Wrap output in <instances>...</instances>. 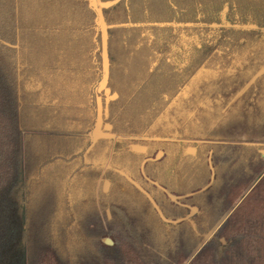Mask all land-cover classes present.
<instances>
[{
    "label": "trees",
    "instance_id": "trees-1",
    "mask_svg": "<svg viewBox=\"0 0 264 264\" xmlns=\"http://www.w3.org/2000/svg\"><path fill=\"white\" fill-rule=\"evenodd\" d=\"M49 1L54 8L51 19L46 11ZM31 2L36 8L29 9ZM197 2L198 7L211 6L214 11L227 4L231 20L261 28L260 54L264 56V0ZM159 7L148 5L150 21L163 23L173 15L167 10L160 15ZM111 8L102 10L109 60V75L102 89L103 28L97 10L90 9L83 0H23V4L22 0H0V261L15 241L9 217L11 196L18 189L23 193L25 231L22 249L11 264H181L187 243L194 242V229L186 221H167L172 211L166 210L170 206L164 198H156L146 183L121 171L127 164L139 168L144 161L143 154L131 150L130 143L135 141L125 138L92 143L89 139L96 117L95 91L99 87L101 94L105 95V90L118 94L117 100L108 101L105 113L113 131L119 121L131 120L133 125L141 123L144 131L150 129L156 134V119L161 114L168 118L175 115L166 110L174 95L166 92L163 97L157 92L159 79H145L143 73L157 61V53L164 55L169 50L155 53L157 49L143 45L142 39L141 45L128 46L126 30L111 28ZM126 16L121 11L119 22L125 23ZM37 19L45 22L35 23ZM116 32L120 38L114 42ZM25 33L28 38L23 41ZM243 33L242 38L250 42L254 36L258 38L256 32ZM229 37L236 40L241 36ZM252 42L244 44V48H253ZM241 46L230 43L233 55L229 59L235 63L240 57L236 49ZM223 58L214 53V71H221V66L215 65H220ZM246 78L230 77L229 81L238 79L239 83ZM259 79H253L241 95L246 92L257 97L264 77ZM203 81L201 76L197 87H205ZM230 83L231 94L238 84ZM163 84L166 89L173 87L169 80ZM213 84L217 89L222 87L220 75ZM121 128L126 133L136 130L134 126ZM144 144L146 155L151 156L156 147L162 156L155 164L144 161L142 171L170 193L195 192L193 200L204 178L209 179L204 191L212 201L204 202L201 197L195 201L203 219L224 214L243 194L240 188L256 181L228 217L233 223L218 232L227 245H217L218 256L210 264H264V156L258 148L198 144L191 145L195 154L189 155L187 143L180 141ZM104 151L109 157L105 170L91 164ZM105 181L109 184L107 192L101 188ZM253 203L257 209L250 207ZM248 208L252 210L249 215ZM255 211L258 216L253 244L249 246L243 234L231 239L228 232L236 227L238 231L243 218L256 216ZM178 216L183 217L181 208ZM200 224L196 223L197 232L203 229ZM104 238L110 239L112 245L104 244ZM194 245L197 244H192L191 249Z\"/></svg>",
    "mask_w": 264,
    "mask_h": 264
},
{
    "label": "rangeland",
    "instance_id": "rangeland-1",
    "mask_svg": "<svg viewBox=\"0 0 264 264\" xmlns=\"http://www.w3.org/2000/svg\"><path fill=\"white\" fill-rule=\"evenodd\" d=\"M52 3V1H51ZM23 4V0H22ZM32 7L29 9L36 8L34 2L30 3ZM49 5V6H48ZM48 8L46 9L48 18H53L54 8L51 6L50 1L48 4ZM21 3L19 4V7ZM27 7L23 6L22 9L26 10ZM96 9V8H95ZM20 10V9H19ZM63 10V8H62ZM66 12L67 9L64 8ZM63 11V12H64ZM96 11V10H95ZM23 19V17L20 16ZM21 19V20H22ZM23 21H20V23ZM45 20H36L35 23H44ZM94 23L99 25L97 19L94 20ZM96 29H99L101 32V28L98 26ZM28 31V30H26ZM97 32V30L95 31ZM23 34V33H22ZM28 38L27 33L23 36V41ZM62 41V38H60ZM43 41H47L44 37ZM57 41V40H56ZM63 41L67 42L66 39ZM99 50V48H97ZM244 61L243 58H241ZM254 69L255 71L251 72L246 79H240L242 82L236 83L237 80L231 79L230 81L226 80L228 84L233 81L238 84L237 88L231 92H228V89H217L213 88L215 84H213L212 88L208 89V92L211 94H203L202 99H206V97H211L209 100H205L202 110L193 111V110H185L179 114V118L182 119V124L179 126H169V123L160 121L156 126H154V130L156 128L159 129V132L156 134L150 132L152 130L144 131L140 124H134L130 121H119V126L115 131L112 130V125L107 122V117L105 112L108 111V96L101 94L100 87L95 91V101H96V117L95 124L91 132L88 133L89 139L92 143H97L99 140L115 142L118 139L130 138L131 140H135V142L130 143V147L132 146H141L146 147L144 144L145 141L157 142V141H184L187 143L186 153L190 149H193L191 145H202V144H212V145H225V144H235V145H250L258 148V152L264 156V81L261 82V89L257 94V97L249 96L248 93L242 96L241 94L246 90L248 84L252 82V80L256 79V77H264V56H260V58L255 60ZM236 69V67L234 68ZM244 77V76H243ZM103 79V76L102 78ZM259 79V80H260ZM204 82V81H203ZM227 83L223 85V87L227 86ZM221 84V82H220ZM104 85L102 84V89ZM251 91H249L250 93ZM218 94V95H217ZM219 94L223 95L220 96ZM228 94V95H227ZM114 95V94H113ZM212 95V96H211ZM222 99V100H221ZM251 100V101H250ZM246 103V104H245ZM169 118H178L176 116H169ZM132 122V123H131ZM122 123V124H121ZM121 124V125H120ZM105 126H110L111 130H106ZM134 126L136 130L128 131L127 134L121 127ZM141 128V129H140ZM146 132V133H145ZM150 136V137H149ZM161 152L159 148L154 147L150 155L143 154L142 159L144 161H148L149 164H155L157 154ZM107 151L101 153L94 159L91 160V164L105 170L109 165V157L106 155ZM194 153L189 154L193 155ZM110 156V155H109ZM87 161V160H86ZM189 164V162L187 163ZM143 167V163L141 165ZM134 168L129 164L124 166L122 172L127 174L133 180L137 179V181L141 183H146V188L149 190L156 198H164L166 202H168L170 207H167L166 210L172 211L170 214V218H167L169 223H175L180 221H186L188 225L192 226L194 229V242L190 241L186 245L185 258L181 264H210L211 259L216 258L218 256V252H216L217 245L226 246L227 242L224 237L218 234V232L227 224L233 223L232 218H228L233 210L241 203L243 198L249 193V191L253 188V184L243 185L241 190L244 189V192L241 196H237L233 203L231 204V208L225 213L215 214L211 218H206L204 215V219L200 216V210L195 206V201L197 197H201L204 202L212 201L210 196H206L205 188L209 184V179L204 178V185L199 186L196 190L197 197L195 196L193 200L192 196L195 192L185 191L179 194L170 193L165 188L161 187L155 182H152L151 179L144 174V169L142 171V167ZM191 166V165H190ZM105 183H107L106 190L104 189ZM102 190L105 192L108 191L109 184L108 182H104L101 186ZM162 189L163 192L160 190ZM165 190V191H164ZM204 191L202 194L200 192ZM243 191V190H242ZM235 196V195H234ZM200 199V200H201ZM232 199V197L230 198ZM191 200V201H190ZM194 201V204H193ZM11 210H10V220L13 223L15 228V241L13 245L10 247L8 251H6L2 255V260L0 264H11L20 253L23 245V236L25 231V222L23 217V193L20 189L13 193L11 196ZM172 207H176L172 209ZM250 207L257 209L256 203L251 204ZM249 207V208H250ZM182 209L183 217L180 218L178 216V209ZM247 209V214L249 215V211L251 209ZM225 210V207L223 208ZM252 211V210H251ZM256 213V211H255ZM106 215L108 219H110V212L107 210ZM178 217H177V216ZM199 216V218H198ZM251 216V215H250ZM257 213L254 217H249L244 220L241 228L236 231V228H233L229 231V236L231 239L235 236H239V234L245 235L247 241L249 242V246H251L254 242V227L257 219ZM194 218H197L196 220ZM248 219V220H247ZM205 220V221H203ZM239 220V218H238ZM249 222H247V221ZM201 222L200 227L202 229L201 232H197L196 223ZM203 221V222H202ZM240 221V220H239ZM187 225V230L190 228ZM199 237L198 239H196ZM108 239V238H104ZM103 240V239H102ZM110 240V239H109ZM111 241V240H110ZM112 242V241H111ZM189 244V245H188ZM192 244L194 245V249H191Z\"/></svg>",
    "mask_w": 264,
    "mask_h": 264
},
{
    "label": "flooded vegetation",
    "instance_id": "flooded-vegetation-1",
    "mask_svg": "<svg viewBox=\"0 0 264 264\" xmlns=\"http://www.w3.org/2000/svg\"><path fill=\"white\" fill-rule=\"evenodd\" d=\"M83 1H86L88 7L92 9L89 0ZM197 1L154 0L151 2L150 0H120L111 6L113 23L111 28L126 30L127 36L124 39L128 46H139L142 44H139V41L142 39L145 42L143 45H153L157 49L154 50L155 53L163 52L164 48L169 50L167 54L164 52V55L157 53V61L150 63L148 70L143 73L145 79H159L157 92L161 93L163 97H165L166 92L174 95L169 105H167L166 110L172 111L175 114L174 116L178 118H168L161 114L160 117H163L156 119L157 123L163 121L169 123L171 127L183 125L182 119L179 118V114L182 111H199L203 109L201 107L206 104L205 100H209L211 97H206L204 100L202 96L203 94L207 95L209 93L208 89L212 88L214 79H217L219 75L222 86L220 89L224 90L228 89L227 81L230 77H245V75L250 74L253 70L255 71V60L260 58V53L262 52L260 48L261 28H258L254 24H242L231 20L229 18L227 4H224L220 10L214 11L211 6L204 8L202 6L198 7ZM165 3L167 5L166 8L164 7ZM150 4L161 6L158 8L160 15L163 14L164 10L169 11V13L172 12L173 15L168 17L167 21L163 23L152 22L149 18L148 5ZM121 11H125L127 14L126 22L123 24L119 22V14ZM232 30L238 33H234ZM243 32L257 33L258 38L256 39L254 36L253 42L251 41L253 48H244V44L251 42L250 40L248 41L242 38L244 35ZM230 34H236L241 37L233 40L229 37ZM119 35L118 32L115 33L114 42L119 40ZM218 43H220V50L217 49ZM230 43L238 46L242 45L240 49L239 47L236 49L238 51L237 54H240L236 63L234 60L229 59L230 54L233 55ZM214 53L224 57L223 60L221 59L220 65H215L216 67L221 66V71L219 72L213 69ZM164 56L165 59L163 60L162 57L164 58ZM160 59L163 61L160 62ZM235 67L236 69H234ZM218 73L220 74L218 75ZM201 76L204 78L205 87H197V80ZM167 80L170 83L172 82L173 87L165 88L163 83ZM225 82L227 86L223 87ZM113 94H116V98L111 101H115L118 98L116 92L110 91V96ZM109 130H111V127ZM129 140L133 141L130 138ZM180 142L184 141L180 140ZM133 147L135 146L131 147L133 152L139 154H145L147 152L144 147V151L142 152L134 151ZM161 156L162 153L159 152L156 159Z\"/></svg>",
    "mask_w": 264,
    "mask_h": 264
},
{
    "label": "water",
    "instance_id": "water-1",
    "mask_svg": "<svg viewBox=\"0 0 264 264\" xmlns=\"http://www.w3.org/2000/svg\"><path fill=\"white\" fill-rule=\"evenodd\" d=\"M120 0H114V1H109V2H101L100 0H89L90 2V7L95 11L97 9L98 12V18L101 21L102 24V28H103V59H104V86L106 84V81L108 79V75H109V60H108V53H107V35H106V28L105 25L103 23V18H102V10L103 9H108L111 6L115 5L117 2H119ZM96 8V9H95ZM105 95L108 96V100L107 101H111L114 100L116 98V94L110 96V91L109 90H105ZM106 130L110 129V126H106L105 127ZM134 151L137 152H142L144 151L143 147H133ZM190 154L194 153L193 149H190L188 151ZM107 188V183H105V187L104 189L106 190ZM102 242L106 245H112V242L109 239H103Z\"/></svg>",
    "mask_w": 264,
    "mask_h": 264
}]
</instances>
